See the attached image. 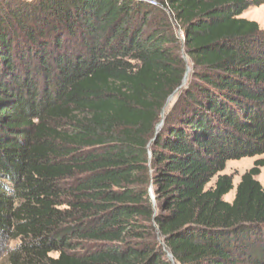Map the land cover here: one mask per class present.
I'll list each match as a JSON object with an SVG mask.
<instances>
[{
    "label": "trees",
    "instance_id": "obj_1",
    "mask_svg": "<svg viewBox=\"0 0 264 264\" xmlns=\"http://www.w3.org/2000/svg\"><path fill=\"white\" fill-rule=\"evenodd\" d=\"M0 1V264H264L261 0Z\"/></svg>",
    "mask_w": 264,
    "mask_h": 264
},
{
    "label": "rangeland",
    "instance_id": "obj_2",
    "mask_svg": "<svg viewBox=\"0 0 264 264\" xmlns=\"http://www.w3.org/2000/svg\"><path fill=\"white\" fill-rule=\"evenodd\" d=\"M29 1V0H28ZM156 1V3L154 2ZM1 2V1H0ZM147 2L152 6H159L160 0H147ZM241 17H245L250 20H255L259 26L264 29V0H261V4L250 6L248 9L242 12ZM184 55V59L188 61L187 57ZM190 68V65H188ZM190 73V72H189ZM189 75V74H188ZM260 156H254V157H244L238 160H229L226 163V168L223 170L224 173L232 174L233 176V184L234 188L230 190L227 194H225L223 197L227 196V198L230 195L234 194L235 187L237 185L238 180L240 179V176L243 172L248 170L253 166V162L255 159L259 158ZM256 179L259 180L262 184H264V166L261 167L260 173L256 176ZM214 181V179H213ZM212 181V182H213ZM212 182L210 184H212ZM152 183L149 185V190H153ZM2 254V251L0 250V255Z\"/></svg>",
    "mask_w": 264,
    "mask_h": 264
},
{
    "label": "water",
    "instance_id": "obj_3",
    "mask_svg": "<svg viewBox=\"0 0 264 264\" xmlns=\"http://www.w3.org/2000/svg\"><path fill=\"white\" fill-rule=\"evenodd\" d=\"M189 72H190V68H189V66L187 65L186 66V72H185V74H184V78H183V80H182V82H181V84L178 86V88H176V90L168 97V99L166 100V103H165V105H164V107H163V109H162V111H161V115L163 116V114H164V112H165V109L167 108V106L170 104V102L172 101V99L174 98V95L177 93V91L181 88V87H183L184 85H185V83H186V81H187V79H188V74H189ZM162 124V121H160L159 123H158V125H157V127H159L160 125ZM154 197V196H153ZM168 256H169V258H172V255L169 253L168 254Z\"/></svg>",
    "mask_w": 264,
    "mask_h": 264
},
{
    "label": "crops",
    "instance_id": "obj_4",
    "mask_svg": "<svg viewBox=\"0 0 264 264\" xmlns=\"http://www.w3.org/2000/svg\"><path fill=\"white\" fill-rule=\"evenodd\" d=\"M222 173H224V172H222ZM240 180V179H239ZM239 180H238V182H239ZM259 181V180H258ZM237 182V183H238ZM260 182V181H259ZM261 183V182H260ZM262 184V183H261ZM262 185H264V184H262ZM234 194H235V191H234ZM234 194L233 195H230L228 198H227V196H225V197H223V199L225 200V201H228V202H231L232 200H233V198H234Z\"/></svg>",
    "mask_w": 264,
    "mask_h": 264
},
{
    "label": "built area",
    "instance_id": "obj_5",
    "mask_svg": "<svg viewBox=\"0 0 264 264\" xmlns=\"http://www.w3.org/2000/svg\"><path fill=\"white\" fill-rule=\"evenodd\" d=\"M155 3H156V1H154ZM151 195H152V197H153V193H152V191H151ZM154 198V197H153Z\"/></svg>",
    "mask_w": 264,
    "mask_h": 264
}]
</instances>
